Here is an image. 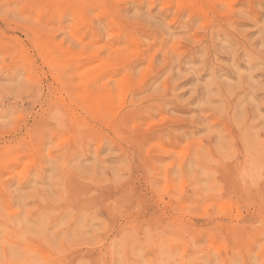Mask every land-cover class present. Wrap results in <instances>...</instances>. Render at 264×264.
<instances>
[{
  "label": "rangeland",
  "instance_id": "obj_1",
  "mask_svg": "<svg viewBox=\"0 0 264 264\" xmlns=\"http://www.w3.org/2000/svg\"><path fill=\"white\" fill-rule=\"evenodd\" d=\"M0 264H264V0H0Z\"/></svg>",
  "mask_w": 264,
  "mask_h": 264
},
{
  "label": "bare ground",
  "instance_id": "obj_2",
  "mask_svg": "<svg viewBox=\"0 0 264 264\" xmlns=\"http://www.w3.org/2000/svg\"><path fill=\"white\" fill-rule=\"evenodd\" d=\"M130 111V110H129Z\"/></svg>",
  "mask_w": 264,
  "mask_h": 264
}]
</instances>
